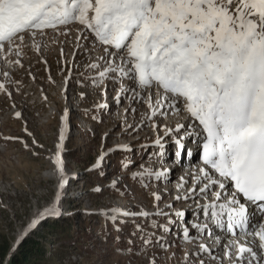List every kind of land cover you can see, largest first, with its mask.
Masks as SVG:
<instances>
[{
    "label": "rangeland",
    "instance_id": "rangeland-1",
    "mask_svg": "<svg viewBox=\"0 0 264 264\" xmlns=\"http://www.w3.org/2000/svg\"><path fill=\"white\" fill-rule=\"evenodd\" d=\"M81 29L76 23L59 32L45 30L46 35L36 37L38 50L30 38L26 46H20L26 56L18 55V66L0 64V72L11 71L18 83H14L16 92L8 85L6 93V89L0 90V249L7 250L5 258L0 257V264H11L12 257L23 264H201L200 257L190 252L198 249L187 243L190 241H163L159 247L149 249L150 241L145 243L148 237L126 235L136 229L129 224L132 219L138 220L144 213L145 221L148 217L154 221L147 231L149 237L154 236L151 241L155 243L167 222L161 218L165 216L157 220L164 214L162 211L155 214L156 219L150 217L153 209L165 207L179 212L178 209L185 211L191 206L192 202H182L169 207L179 195L174 186L162 184L159 190L153 188L162 183L159 175L166 168L153 164L156 149L151 147H157V141H163L165 136L169 138L172 131L168 130L177 128L181 117L148 119L152 115L148 92L137 95L141 92L138 88L121 92L122 88L134 86L118 76L100 81L98 74L103 68L92 70L89 65H103L99 57L104 53L94 43V37L78 39L83 35ZM7 52H12L8 58L13 59L16 47L9 51L5 44L0 53ZM152 101L155 104L153 91ZM66 114L69 117L64 160L71 189L64 193L58 215H46L24 235L38 212L56 204L52 159L56 145L61 143L62 119ZM161 123L168 125L161 129ZM159 146L164 147L162 143ZM124 157L125 162L120 160ZM156 157L162 159L160 155ZM176 171L168 175L166 182L175 183L169 178L177 177ZM194 176L199 174L183 176V183H187L181 195L197 186ZM97 188L99 191H94ZM166 191L173 195L160 202ZM112 209L118 211L114 213ZM124 211L130 215L123 218ZM119 215L128 224L125 232L124 225L108 218ZM103 227L107 232H117L119 244L123 242L124 246L116 245L117 240L105 241L99 233ZM231 261L235 260L223 259V264Z\"/></svg>",
    "mask_w": 264,
    "mask_h": 264
},
{
    "label": "snow or ice",
    "instance_id": "snow-or-ice-1",
    "mask_svg": "<svg viewBox=\"0 0 264 264\" xmlns=\"http://www.w3.org/2000/svg\"><path fill=\"white\" fill-rule=\"evenodd\" d=\"M76 23L83 33L78 39L94 37L104 53L103 65H89L103 68L100 81L118 76L134 86L121 92H148V119L167 108L189 121L177 124L176 131L186 128L202 146L203 166L194 180L199 193L213 197L202 210L233 237L224 257L231 259L235 245L237 261L251 264L257 252L239 244L235 230L258 238L264 249V226H250L247 208L255 205L264 214V0H0V50L15 46L19 55L28 38L38 50L36 37L46 29L59 32ZM64 139L62 129L52 159L57 205L68 182L61 159ZM58 214L56 207L38 212L24 235L41 218ZM200 249L207 251L203 243Z\"/></svg>",
    "mask_w": 264,
    "mask_h": 264
},
{
    "label": "bare ground",
    "instance_id": "bare-ground-1",
    "mask_svg": "<svg viewBox=\"0 0 264 264\" xmlns=\"http://www.w3.org/2000/svg\"><path fill=\"white\" fill-rule=\"evenodd\" d=\"M161 111H163V113L164 114H166V115H168L169 113H168V111H167V108H164V109H162ZM171 115V114H170ZM156 116H162L161 114H160V112H157V114L155 115V116H153V118L154 117H156ZM174 116H175V114H174ZM172 117V116H171ZM175 117H177V116H175ZM152 118V119H153ZM170 120H173L172 118L170 119ZM174 120H176V118L174 119ZM173 120V121H174ZM179 123V122H178ZM189 122L188 121H184L183 123L181 122L180 124H182V125H187ZM172 124V122L171 123H169V125H171ZM163 124L161 123L159 126H160V128L161 129H164L165 127H166V125H168L167 123L166 124H164L163 126H162ZM177 125V124H176ZM165 126V127H164ZM175 126V125H174ZM172 127H173V125H172ZM63 129H68V124L67 123H64V125H63ZM168 150H166L164 153H166ZM191 169V168H190ZM190 169L188 170L187 169V167H184V171H186V172H188L187 173V175L191 172L190 171ZM193 169V168H192ZM192 171H195V173L194 174H199L198 173V171H197V169H194V170H192ZM53 178H55L56 179V182H57V176L55 175V174H53ZM192 178V177H191ZM70 179H71V177H70ZM172 182H170V181H167L166 182V180H164L161 184H159V185H154L153 186V188L154 189H160V188H162L163 186H170V184H171ZM163 184V186L161 187L160 185H162ZM171 185H173V184H171ZM157 186H159V187H157ZM168 189V188H167ZM57 190H58V188H57ZM162 190H164V189H162ZM184 190V189H183ZM173 195V193L170 191V192H168V191H166L165 192V194L162 196V199H160V202H162V201H164V200H166V198L168 199L169 197H171ZM64 196H65V194H64V192H63V195H62V198H61V200H60V202H59V204L57 205V204H55V207L56 208H60V206H61V202H62V199L64 198ZM204 198V196H203V194H201V193H194V192H191L190 194H187V195H185V196H182L181 198L179 197V198H177V199H179V200H177L176 202L174 201V203L173 204H171L169 207H174V205H176V204H179V203H177L178 201H180V199H181V201L183 202V203H186V202H194V203H197L199 200H201V201H203L202 199ZM159 201V200H158ZM54 203H56V201L54 202ZM154 206V205H153ZM53 208V207H52ZM200 210H201V207H200ZM199 210V211H200ZM202 211V210H201ZM191 213L193 214V212L191 211ZM190 213V214H191ZM264 226V225H263ZM230 238L231 237H224L223 239H227L228 241L230 240ZM212 239V242H211V240H206L205 242H208V243H210L211 244V246L209 247V248H211V250L213 251V252H222L221 250H222V246H223V244H225L226 245V243H223V244H221V243H219V244H217V243H215V242H217V241H215L214 240V238H211ZM192 240H194V242L195 243H191L192 245H194L195 246V244H197L198 246H199V244L196 242V240L195 239H192ZM256 242H259V240H258V238H256V240H255V242L254 243H256ZM244 245H246V246H249V243H245ZM232 248V247H231ZM231 254H232V252H231ZM246 255V254H245ZM203 258V257H202ZM260 258H262L260 255H258V253H257V257L255 258V260H257V263L258 264H260L259 262H258V260L260 259ZM222 260L221 259V257H218V261H220V260ZM205 261V260H204ZM243 262V261H242ZM264 262V261H263ZM213 262L212 261H207V263L206 264H212ZM243 263H245V262H243ZM256 263V264H257ZM248 264V263H247Z\"/></svg>",
    "mask_w": 264,
    "mask_h": 264
},
{
    "label": "trees",
    "instance_id": "trees-1",
    "mask_svg": "<svg viewBox=\"0 0 264 264\" xmlns=\"http://www.w3.org/2000/svg\"><path fill=\"white\" fill-rule=\"evenodd\" d=\"M6 254H7V250L6 249H0V257H1L2 260L5 258ZM11 264H23V263H22L21 260L16 261V259H14L12 257Z\"/></svg>",
    "mask_w": 264,
    "mask_h": 264
}]
</instances>
